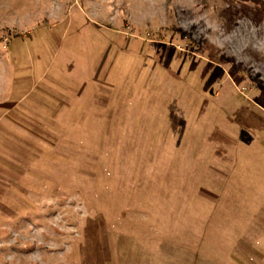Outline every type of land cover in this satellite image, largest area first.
Masks as SVG:
<instances>
[{"label": "rangeland", "instance_id": "obj_1", "mask_svg": "<svg viewBox=\"0 0 264 264\" xmlns=\"http://www.w3.org/2000/svg\"><path fill=\"white\" fill-rule=\"evenodd\" d=\"M0 264H264L259 5L0 0Z\"/></svg>", "mask_w": 264, "mask_h": 264}, {"label": "trees", "instance_id": "obj_2", "mask_svg": "<svg viewBox=\"0 0 264 264\" xmlns=\"http://www.w3.org/2000/svg\"><path fill=\"white\" fill-rule=\"evenodd\" d=\"M241 1H250L256 5H259V7L261 8V11L263 13V16H264V0H241Z\"/></svg>", "mask_w": 264, "mask_h": 264}]
</instances>
